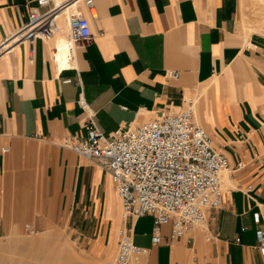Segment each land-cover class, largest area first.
<instances>
[{"label":"crops","instance_id":"0c3cea01","mask_svg":"<svg viewBox=\"0 0 264 264\" xmlns=\"http://www.w3.org/2000/svg\"><path fill=\"white\" fill-rule=\"evenodd\" d=\"M94 1L96 16L84 1L61 11L57 33L36 39L33 52L21 42L0 54V221L24 214L36 222L63 220L71 238L106 254L119 241L122 202L106 169L62 144L87 137L88 112L79 99L111 135L178 112L190 96L198 99L195 121L232 167L222 203L206 210L204 225L169 244L171 223L153 244V217L132 219L133 242L146 249L133 258L139 264H264L257 237L264 230V34L246 36L244 0ZM35 5L0 0V46ZM75 10L90 19L93 36L66 50Z\"/></svg>","mask_w":264,"mask_h":264},{"label":"built area","instance_id":"2783aa9c","mask_svg":"<svg viewBox=\"0 0 264 264\" xmlns=\"http://www.w3.org/2000/svg\"><path fill=\"white\" fill-rule=\"evenodd\" d=\"M79 1L97 15L94 0H67L45 10L53 0H36L28 21L14 34L16 41L2 44L0 51L9 52L18 43L26 42L33 52L36 39L48 40L57 33L60 12ZM92 36L90 19L80 11L72 12L66 34L68 49L71 43ZM79 103L88 112L84 124L87 137H67L62 144L106 169L121 198L123 226L114 264H129L133 256L146 252L133 242L132 219L153 217V244L162 241V226L171 223V232L165 239L169 244L202 225L208 208L221 205L224 172L232 167L226 155L214 148L209 132L195 121L193 97L187 98L185 107L178 112H164L136 128L120 129L111 135L97 126L83 97ZM236 167L242 168L243 162ZM257 237L264 254V230H258Z\"/></svg>","mask_w":264,"mask_h":264},{"label":"rangeland","instance_id":"374dc122","mask_svg":"<svg viewBox=\"0 0 264 264\" xmlns=\"http://www.w3.org/2000/svg\"><path fill=\"white\" fill-rule=\"evenodd\" d=\"M244 2L243 18L250 27L246 36L253 32L264 34V0ZM259 25L263 31L256 29ZM240 29L246 34L241 19ZM226 180L227 171L224 172V182ZM27 216L0 221V264H114L118 244H110L104 255L95 254L71 238L63 220L36 222ZM129 264L139 262L132 257Z\"/></svg>","mask_w":264,"mask_h":264},{"label":"bare ground","instance_id":"6f19581e","mask_svg":"<svg viewBox=\"0 0 264 264\" xmlns=\"http://www.w3.org/2000/svg\"><path fill=\"white\" fill-rule=\"evenodd\" d=\"M60 4H61V3H60ZM60 4H58V5H60ZM15 41H16V39H15V37H13L12 40H11L10 42H8V43H13V42H15ZM65 49L68 50L67 44L65 45ZM2 51H3V50L0 51V54L2 53ZM64 53H66V52H64ZM66 54H68V53H66ZM63 55H65V54H63ZM65 57H66V55H65ZM196 102H198V99H197ZM27 251H28V250H27Z\"/></svg>","mask_w":264,"mask_h":264}]
</instances>
